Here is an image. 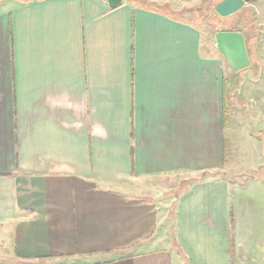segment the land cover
<instances>
[{
	"label": "crops",
	"instance_id": "1",
	"mask_svg": "<svg viewBox=\"0 0 264 264\" xmlns=\"http://www.w3.org/2000/svg\"><path fill=\"white\" fill-rule=\"evenodd\" d=\"M190 1L0 0V264H264V178L220 175L264 133V84L230 109L241 72ZM178 173L216 177L149 186Z\"/></svg>",
	"mask_w": 264,
	"mask_h": 264
},
{
	"label": "rangeland",
	"instance_id": "2",
	"mask_svg": "<svg viewBox=\"0 0 264 264\" xmlns=\"http://www.w3.org/2000/svg\"><path fill=\"white\" fill-rule=\"evenodd\" d=\"M14 1H20L23 4L36 0ZM223 1L224 0H192L187 3L179 4V7L177 8L179 9V14L182 19L194 24L201 31L203 38L202 42L207 50L221 54L216 46L215 36L217 32L237 31L244 35L251 59V65L249 68L240 71L241 73L238 75L240 76V80L235 79L231 81L230 78L228 89L230 109L234 108V110L240 109V111H242L247 109L246 102H243L246 98L244 95V92L247 90L246 88L254 84V82H258L255 83L256 86L264 84V22H261L264 18V10L259 11V0H250L248 4L242 7L237 13L229 17H221L216 12V8ZM261 7L264 9V4L261 5ZM228 69L230 76L235 74L229 64ZM245 73L250 74V77L245 81L244 86H242L241 81L244 82V78L242 77ZM257 94L259 98L264 95L263 92H258ZM231 103L236 106L232 107ZM233 141L236 142L235 147H233L235 152L237 148V137L230 138V149H232L231 146H233ZM238 143L242 146L240 149L244 151V154L236 156L234 154H230V169L220 175L223 178H227L230 182H238L239 184L253 176H256L258 180L260 178H264V168H262L258 173H253L252 171L249 172L246 170L248 168L246 165L242 166L243 163H262V159L264 158V133L256 134L253 141L243 137L238 140ZM244 146H246L247 149L243 148ZM245 151H249V154H246ZM214 174H207L205 176L197 174L196 178V176L193 177L192 174L178 173L154 180L152 179L153 181L150 180L148 182H150L149 186L153 185V188L161 189L163 191L165 190L163 197L166 200L179 195L190 183L194 181H200L202 178L210 176L216 177ZM241 174L246 175L242 176ZM40 264H66V262L61 259H54L42 261Z\"/></svg>",
	"mask_w": 264,
	"mask_h": 264
},
{
	"label": "water",
	"instance_id": "3",
	"mask_svg": "<svg viewBox=\"0 0 264 264\" xmlns=\"http://www.w3.org/2000/svg\"><path fill=\"white\" fill-rule=\"evenodd\" d=\"M250 0H224L216 8L221 17H229L237 13ZM110 9L121 7L124 0H106ZM216 46L228 64L235 72L250 67L251 59L248 53L246 39L241 32L220 31L216 33Z\"/></svg>",
	"mask_w": 264,
	"mask_h": 264
},
{
	"label": "flooded vegetation",
	"instance_id": "4",
	"mask_svg": "<svg viewBox=\"0 0 264 264\" xmlns=\"http://www.w3.org/2000/svg\"><path fill=\"white\" fill-rule=\"evenodd\" d=\"M248 4V3H247Z\"/></svg>",
	"mask_w": 264,
	"mask_h": 264
}]
</instances>
